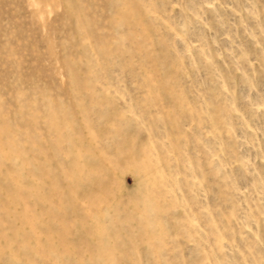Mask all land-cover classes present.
<instances>
[{
	"label": "rangeland",
	"instance_id": "rangeland-1",
	"mask_svg": "<svg viewBox=\"0 0 264 264\" xmlns=\"http://www.w3.org/2000/svg\"><path fill=\"white\" fill-rule=\"evenodd\" d=\"M0 264H264V0H0Z\"/></svg>",
	"mask_w": 264,
	"mask_h": 264
}]
</instances>
